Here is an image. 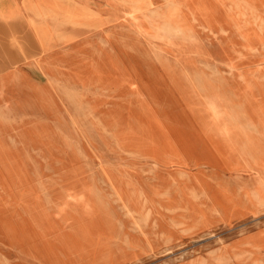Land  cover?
Wrapping results in <instances>:
<instances>
[{
	"label": "rangeland",
	"instance_id": "374dc122",
	"mask_svg": "<svg viewBox=\"0 0 264 264\" xmlns=\"http://www.w3.org/2000/svg\"><path fill=\"white\" fill-rule=\"evenodd\" d=\"M140 19L79 34L73 98L0 97L25 113L0 115V264H264V0H156ZM152 126L172 129L168 167Z\"/></svg>",
	"mask_w": 264,
	"mask_h": 264
},
{
	"label": "crops",
	"instance_id": "0c3cea01",
	"mask_svg": "<svg viewBox=\"0 0 264 264\" xmlns=\"http://www.w3.org/2000/svg\"><path fill=\"white\" fill-rule=\"evenodd\" d=\"M9 1L13 2V5L7 10L0 7V30H6L9 37L7 41L0 38V57H14V60H25L26 64L23 63L22 66L15 67L12 72L0 76V97L2 99L8 97V93L10 91L14 93L13 89L16 87H29L30 98L37 97L31 100L29 98L30 103L34 105H38L40 100L47 99L56 102L62 91L68 95L64 87L67 83L61 76V57H77L74 48L78 43L79 34L90 35L104 29L111 30L122 24V18H127L135 31L147 33L152 24L146 27L138 20L142 19L148 11L152 12L156 4V0H151L150 7H142L140 10L138 6L128 5V1L131 0H68L69 5H63L62 0ZM79 2L83 5L82 13H87L88 17L94 15V19L88 21L89 24L78 25L63 17L64 14L77 13ZM164 28L167 35L181 34L184 29L174 21L164 22ZM25 76L29 77V81L25 82ZM69 93L68 96L73 98V93ZM18 98L21 99L20 96ZM9 103L6 107L7 113H0L1 117L4 114L3 117H7L10 121L25 114L17 113L18 109L11 107ZM171 130L166 131L152 126L144 132L145 137L161 141L159 146H151L150 149V157L153 160L156 158L154 162L161 166H164V159H160L162 152L168 148L171 150L173 146L170 144L172 140H167L173 138ZM163 142L169 145L165 146ZM183 152L185 156L188 155L185 151ZM170 163L172 161L168 159L167 166L164 167H168Z\"/></svg>",
	"mask_w": 264,
	"mask_h": 264
},
{
	"label": "bare ground",
	"instance_id": "6f19581e",
	"mask_svg": "<svg viewBox=\"0 0 264 264\" xmlns=\"http://www.w3.org/2000/svg\"><path fill=\"white\" fill-rule=\"evenodd\" d=\"M63 1V5H69V3H68V0H62ZM151 4H152V1H151ZM231 4V3H230ZM78 12L77 13H68L67 15L66 14H64L63 15V17L65 18V19H68V20H71V21H73V23H77L78 25H83V24H89V22L88 21H91V20H93L94 19V15H91V17H88L87 15V13H82L83 12V5H81V2H79L78 4ZM166 5V4H165ZM164 5V6H165ZM151 6V5H150ZM149 6V7H150ZM229 8H231V7H229ZM156 9V8H155ZM166 9V8H165ZM185 11V10H184ZM228 11V10H227ZM187 12V11H186ZM149 13V12H148ZM152 16H153V13H152ZM192 16V15H191ZM163 19V18H162ZM151 22V21H150ZM195 22V21H194ZM197 24V23H196ZM164 27V26H163ZM167 28V27H166ZM200 28V27H199ZM168 29V28H167ZM260 29V28H259ZM162 31V30H161ZM172 32V31H171ZM164 33V32H163ZM170 33V32H169ZM194 35V34H193ZM202 36V35H201ZM233 36V35H232ZM231 36V37H232ZM192 37V36H191ZM192 40V39H191ZM190 41V40H189ZM223 41V40H222ZM224 46V45H223ZM264 47V46H263ZM196 48H197V46H196ZM198 48H200V47H198ZM154 59V58H153ZM202 92H203V90H202ZM232 118V117H231ZM263 127V131H264V126H262ZM221 148V146H216L215 147V149H216V154L215 155H217V151H219V150H221L220 149ZM248 150H251V151H254V150H256L255 149V143H252V142H250L249 144H248ZM184 176H186V175H184ZM188 178V177H187ZM103 185V184H102ZM199 193V192H198ZM45 194V193H44ZM200 195H202V194H200ZM43 197H45V196H43ZM47 197H48V195H47ZM142 197H143V195H142ZM141 198V197H140ZM139 198V199H140ZM194 200V199H193ZM48 201V200H47ZM46 201V202H47ZM48 203V202H47ZM46 204V203H45ZM47 205V204H46ZM50 205V204H49ZM260 206V205H259ZM262 206V205H261ZM144 207V206H143ZM259 212V211H258ZM147 213V212H146ZM170 214V213H169ZM133 215V214H132ZM139 217V216H138ZM142 217H140V219H141ZM144 219H146V218H144ZM143 220V219H142ZM141 221V220H140ZM143 221H145V220H143ZM146 222V221H145ZM146 224V223H145ZM146 226V225H145ZM144 226V227H145ZM142 229V228H141ZM156 237V236H155ZM168 242V241H167ZM242 246H244V245H242ZM246 246V245H245ZM254 249V248H253ZM210 253V252H209ZM206 255H208V254H206ZM210 256V255H209ZM190 257V256H189ZM179 259V258H178ZM32 261V260H31ZM190 261V260H189ZM201 261V260H200ZM203 261V260H202ZM218 261V260H217ZM23 262V261H22ZM203 264V263H202Z\"/></svg>",
	"mask_w": 264,
	"mask_h": 264
}]
</instances>
